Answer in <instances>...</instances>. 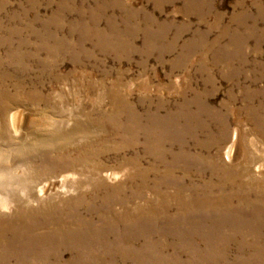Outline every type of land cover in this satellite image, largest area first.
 <instances>
[{"label": "rangeland", "instance_id": "374dc122", "mask_svg": "<svg viewBox=\"0 0 264 264\" xmlns=\"http://www.w3.org/2000/svg\"><path fill=\"white\" fill-rule=\"evenodd\" d=\"M92 17L99 20L98 35L117 38L118 53L95 49L88 41L86 49L93 56H79L78 64L70 56L53 55L44 48L43 36L56 33L67 44L76 45L83 37L77 23L82 20L88 25ZM0 26V165L10 177L33 185L56 178V191L51 194L59 186V193L70 186L72 176L66 168L81 164V155L76 159L75 151L53 152L42 141L62 143L60 139L68 137L71 149L104 137L108 131L85 125L87 117L97 119L98 110L109 108L115 92L119 100L138 105L140 112L161 108L165 114L184 101L206 102L227 124L222 132L216 118L204 119L209 133H200L197 139L206 141L209 135L215 142L204 156L212 160L216 155L219 164L241 170L246 183L263 190L264 179L255 177L253 166L263 165L264 173V127L257 123L262 120L257 110L264 108V0H0ZM151 36L159 38L155 41ZM130 38L136 48L130 46ZM146 39L155 46L148 57L144 55ZM53 45L50 41L49 49ZM35 47L40 49L39 64L27 60L29 73L20 74L7 55L8 48L26 56ZM160 53H164L161 60ZM16 108L31 121L24 125V139H2ZM190 108L195 111L194 106ZM250 109L258 114H249ZM233 141L234 156L227 161L226 149ZM208 176L204 177L209 180ZM194 180L201 186L204 183ZM8 188L19 194L16 186ZM243 235L244 231H234L236 241L231 248L204 244L198 238V243L182 247V257H177V249L166 250L165 257L143 264H264V256L251 259L255 250L264 249V228H253L244 239ZM253 237L255 242L250 241ZM237 239L249 245L238 244ZM68 257L65 254L64 260ZM0 264H5L2 257Z\"/></svg>", "mask_w": 264, "mask_h": 264}, {"label": "bare ground", "instance_id": "6f19581e", "mask_svg": "<svg viewBox=\"0 0 264 264\" xmlns=\"http://www.w3.org/2000/svg\"><path fill=\"white\" fill-rule=\"evenodd\" d=\"M108 24L115 28L112 22ZM76 26L83 34L76 45L67 44L56 33L43 36L44 48L53 55L70 56L78 64H81L79 56H93L86 49L88 41L94 43L95 49L118 53L117 38L98 35L96 18H90L88 25L80 20ZM151 37L157 41L163 35ZM50 41L54 42L51 49ZM129 44L136 48L131 38ZM146 44L144 55L148 57L147 52L154 51L155 46L151 39H146ZM8 49L7 55L22 75L29 73L27 60L39 64V47L26 56L20 48L19 53ZM163 55L160 53L158 59ZM137 109L138 105L119 100V95L113 92L109 108L98 110L97 119L87 117L85 125H97L108 131L104 137L87 140L71 149L67 147L68 137L63 136L62 143L42 141L48 150L75 151L76 159L82 157L81 164L66 168L72 183L60 193L59 186L51 194L56 191L53 182L56 178L33 185L10 177L0 165V185L5 184L0 190V257L5 264H143L165 257L166 250L182 252V247L198 243V238L204 244L231 248L236 241L232 238L234 231L248 235L253 228L263 230L264 188L246 183L241 170L219 164L216 155L212 160L205 157L215 143L214 138L207 135L206 141L197 139L198 134L209 133L204 119L210 122L216 118L224 132L227 121L223 116L216 115L200 100L184 101L165 114L161 108L155 112ZM2 111L0 99V115ZM257 112L262 117L257 123L264 127V108ZM257 112L249 110L251 115ZM256 117L252 118L254 122ZM29 122L24 111L16 108L9 115L2 139L9 136L11 140L22 141L26 134L24 125ZM234 149L233 141L226 149L227 161L233 159ZM241 152L245 154L246 149ZM253 167L255 177L264 179L263 165L257 163ZM207 174L209 180L204 177ZM195 178L204 180L203 185L197 184ZM9 185L16 186L19 194L10 191ZM250 241L255 242V237ZM237 242L249 245L247 240ZM180 252L177 257L183 256ZM65 254L69 256L67 260ZM229 256L230 253L226 254ZM261 256L264 249H257L251 259Z\"/></svg>", "mask_w": 264, "mask_h": 264}]
</instances>
